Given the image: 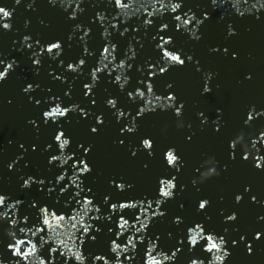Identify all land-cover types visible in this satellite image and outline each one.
I'll return each instance as SVG.
<instances>
[{
  "label": "snow or ice",
  "instance_id": "6c2138e0",
  "mask_svg": "<svg viewBox=\"0 0 264 264\" xmlns=\"http://www.w3.org/2000/svg\"><path fill=\"white\" fill-rule=\"evenodd\" d=\"M21 2L0 4V34L13 31L12 17ZM34 2L27 0L25 8L35 10ZM46 2L49 7H59L70 30L64 36L46 39L21 34L18 47L12 40L14 51L25 55L32 76L39 75L47 59L59 69L54 74L49 64L47 75L53 81L64 85L69 75L72 81L81 75H86V80L80 81V102L72 100L71 81L62 95L53 94L51 88L41 89L35 80L25 79L19 89L25 102L38 110L24 120L33 130L34 139H9L7 143H15L17 153L4 167L17 175L19 192L34 190L43 196L25 199L0 190V264H226L234 250L242 258L264 250V214L256 215L254 225L240 223L249 206L264 209V192L242 180L232 188L229 203L225 204L223 194L218 195L214 222L210 215L213 199L202 193L204 182L198 179L212 168L215 173L208 180L219 178L221 173L227 176L233 165L264 174V126L253 129L254 121L264 119V104H245L239 113V127L247 129L248 135L244 131L233 134L223 103L202 108L193 104L195 111L189 118V103L181 94L179 82L170 76L182 72L195 77L199 81L197 95L202 100L219 93V74L206 64L214 58L238 67L241 53L233 43L239 36L236 25L224 22L223 12L213 14L228 6L237 19L250 16L264 24V0H207L191 7L186 0H107L111 11L107 15L95 11L86 23L79 20L84 0ZM123 9L128 11H119ZM213 21L222 25L220 37L204 45L203 56L178 44L180 38L186 44H198ZM40 23L48 27L45 21ZM28 25L25 19L24 27ZM130 31L135 35L125 40ZM93 32H98L100 41L94 47L89 43ZM140 32L148 33L153 54L135 64L139 75L133 82L129 73L144 47ZM73 42L79 45L78 53L65 56ZM18 66L15 56L0 55V83ZM253 79L251 71H241L235 83L243 86ZM101 82L114 86L129 102L118 106L119 97L111 93L102 100L115 127L112 145L128 160L142 157V171H149L153 160L159 162L161 170L153 178L150 194L131 195L134 183L119 173L106 178L108 191L98 194L96 190V139L107 124L105 111L96 108ZM37 90L48 95L36 98L33 94ZM84 100L87 103L81 106ZM3 102L13 104L10 98ZM158 115L172 122L176 132H182L179 142L165 136L167 125L159 133L142 130L147 117ZM74 118L82 125L79 137L68 128ZM42 130H48V138L41 143L38 137ZM198 135L219 141L226 160L221 163L209 156L211 159L193 162L185 184L181 174L188 161L181 145H193ZM30 154L44 157V171H22L31 166ZM189 186L194 199L192 212L185 215L186 204L177 197ZM172 201H176L177 209L169 218L173 229L162 237L153 226L169 215L167 205Z\"/></svg>",
  "mask_w": 264,
  "mask_h": 264
},
{
  "label": "water",
  "instance_id": "95a60500",
  "mask_svg": "<svg viewBox=\"0 0 264 264\" xmlns=\"http://www.w3.org/2000/svg\"><path fill=\"white\" fill-rule=\"evenodd\" d=\"M26 2L27 0H22L21 4L15 8L12 17L13 31L7 34H0V55H7L9 57L15 56L19 61V66L15 71L9 75L5 82L0 83V190L7 191L17 197L28 199L32 196L42 197L43 193H36L34 190L31 192H19L17 175L9 173L4 167V164L17 153L15 143L11 145L7 143L9 139L14 141H31L34 139L33 130L30 126H25L24 120L26 117L36 114L38 110L25 102V97L20 94L19 89L25 79L30 81L35 80L41 85V89L51 88L53 94L62 95L63 90L67 87L68 81H71L72 100L80 102L82 98L80 81L86 80V75H81L75 81H72L71 75H69L68 81H66L64 85H61L58 81H53L51 77L47 75L49 64L52 65V70L55 69V62H51L47 59L44 60L39 75H31L32 69L30 67V62L27 61L25 55L18 54L14 51L12 40L15 39L17 41L16 46L18 47L21 34H32L34 37L39 36L45 39L55 35L64 36L70 30V25L64 23L63 16L58 6L52 8L48 6L46 0H35V10H31L25 8ZM141 2H144V0H141ZM186 3L191 7L195 3L206 4L207 0H186ZM0 4L11 6L12 0H0ZM81 7L84 8V12L80 14L79 20L85 23L95 11H105L106 15L111 11L107 6V0H84ZM119 11L123 13L128 10L123 9ZM218 12H223L225 14L224 22H233L236 25L239 36L234 38L233 43L240 49L241 53V61L238 67H232L214 58L206 64V67H212L213 70L217 71L219 74L218 82L221 84L219 93L208 97L206 100H202L197 95L199 81L195 77L182 72L170 73V76L179 82L181 94L189 103V118H191L195 108H202L204 106L211 107L218 102L223 103L226 106L225 118L229 121V130L233 132V134L235 131H244L245 136H247L248 130L239 127L240 111L245 104L250 102L264 104V24L255 22L250 16L237 19L231 14L228 6H225L224 9L216 10L213 15L215 16ZM25 19L29 20L27 28L24 27ZM165 19H167V17H165ZM41 20L45 21L48 27L42 25L40 23ZM221 26L222 25H216L214 21L210 22L205 29V38L201 42L192 45L181 42L179 39L178 44L186 48L190 47L197 55L203 56L205 53L204 45L220 37ZM245 29L249 30L245 31ZM133 35L135 34H132L130 31L125 40L131 39ZM138 35L141 36V42L144 47L138 52L133 69L129 73L132 78L139 75L135 72V64L142 63L144 58L153 54L148 33L140 32ZM125 40L121 41L122 45ZM99 42L98 32H93L89 42L90 45L94 47L99 44ZM134 47L138 46L134 45ZM78 50L79 45L73 42L72 49L66 50L64 55L68 57L75 56ZM89 63H91V61H89ZM241 71H251L253 73L254 79L250 84L243 86L236 85L235 81ZM58 72L59 69L54 70V74ZM129 87H131V85H129ZM105 89H107V92H105ZM108 93L119 97L118 106L127 105L129 103L123 95L117 92L114 86L101 82L97 88V110H104L102 100ZM33 95L36 98H40L48 95V93L37 90ZM5 98L12 99L13 104L11 106L4 104L3 101ZM86 103L87 101L84 100L81 106H84ZM193 104H195V108L191 107ZM104 111L107 117L106 128L102 136L96 139V172L93 174L95 177L96 190H98L97 188H99V190L101 189L100 193L108 191L106 178L110 174L119 173L127 180L134 183L135 187L130 193L131 195L150 194L154 183L153 178L156 173L161 170L159 162L153 160L151 169L147 172L142 171L139 163L142 157H138L135 161L128 160L122 150L115 148L111 143L115 136V127L112 124L110 113H108L107 110ZM166 125L165 136L169 140L179 142L182 138V132H176L173 123L164 116L147 117L143 122L142 130L159 133L160 129L164 128ZM260 126H264V119H257L253 122V129ZM68 128L69 131L73 132L77 137L82 133V125L78 123L75 118L68 125ZM177 131H180V129H177ZM47 138L48 130H42L38 139L42 143ZM160 146H162V144ZM181 149L188 161L187 166L181 174V180L185 184H187L191 177V164L193 162L203 158L207 159L209 156H215L221 163L226 160L223 145L215 138L207 135H198L193 145H181ZM29 159L31 160L30 168L23 169L22 171H44L43 156L30 154ZM208 159H211V157ZM242 180H247L252 183L257 191L264 192V174L251 173L247 168L240 165H233L227 176L221 173L219 178L207 180L201 186L202 193L209 195L213 199V208L210 210V215L213 217L214 222L216 221L215 211L219 206L216 203L218 195L223 194L225 196V204L229 203L232 188ZM193 199L194 195L190 186L184 193H181L177 197V200L185 202L186 204L184 210L185 215H190L192 212ZM167 207L169 215L164 217L161 221L156 222L153 226V230L160 232L162 237L166 236V234L173 229V226L169 223V218L171 214L175 213L177 210L176 201L170 202ZM257 214H264V209L249 206L243 211L240 223L246 226L254 225ZM217 226L219 225L217 224ZM61 238L63 239L64 237ZM68 243L71 246L72 242L68 241ZM34 264H38V261H34ZM226 264H264V250H261L256 256L251 258H242L239 253L234 250L233 255L226 261Z\"/></svg>",
  "mask_w": 264,
  "mask_h": 264
},
{
  "label": "clouds",
  "instance_id": "9594fccd",
  "mask_svg": "<svg viewBox=\"0 0 264 264\" xmlns=\"http://www.w3.org/2000/svg\"><path fill=\"white\" fill-rule=\"evenodd\" d=\"M221 168H223V165H221ZM213 173H215V168L209 169L206 172H202L200 177H198V179L201 183H203V182L207 181ZM217 175H218V173H217Z\"/></svg>",
  "mask_w": 264,
  "mask_h": 264
}]
</instances>
